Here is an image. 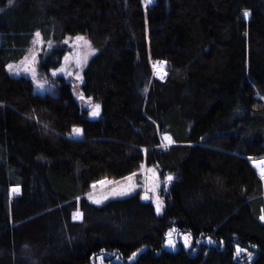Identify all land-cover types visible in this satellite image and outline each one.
Wrapping results in <instances>:
<instances>
[{
	"label": "trees",
	"instance_id": "16d2710c",
	"mask_svg": "<svg viewBox=\"0 0 264 264\" xmlns=\"http://www.w3.org/2000/svg\"><path fill=\"white\" fill-rule=\"evenodd\" d=\"M37 32L91 42L85 107L63 78L39 95L7 71ZM0 41V264H128L143 248L134 264H247L237 245L264 264V179L251 161L264 159V0H0ZM144 166L173 177L162 216L139 194L86 199ZM173 228L191 250H163Z\"/></svg>",
	"mask_w": 264,
	"mask_h": 264
},
{
	"label": "rangeland",
	"instance_id": "374dc122",
	"mask_svg": "<svg viewBox=\"0 0 264 264\" xmlns=\"http://www.w3.org/2000/svg\"><path fill=\"white\" fill-rule=\"evenodd\" d=\"M76 37H68L63 43L59 44L54 41L45 42L41 35L39 38H37L35 35L32 44L29 47V49L26 51L24 57L18 62L9 64L13 66L14 70H19L20 75L11 74L8 71V67H7V71L12 76L26 77L30 79L34 84L35 93L39 95L55 94L54 81L57 78H63L67 83L71 84L76 98L81 103V105L85 107L86 103L82 99L83 95L81 93L80 85L83 80V73L88 67L90 60L95 55V54L93 55L92 53L93 51L96 53V51L94 50L89 39L85 37L84 41H77ZM64 48L67 50V54L63 60L61 67L55 71H52L49 75L47 74L44 75L42 73L41 67L45 63L46 58L49 57L54 50L64 49ZM78 61L79 64L77 63ZM29 68L34 70L35 78H33V72L25 71L26 69ZM60 69H64L65 71L62 72L60 71ZM53 72H55L56 75H53ZM68 73L71 74L69 75ZM153 73L156 79L160 81H164L165 78L159 79L154 71ZM77 75L81 76L82 79L81 80L76 79ZM162 141H163L162 143L163 148H166L171 145V143L166 141L164 138H162ZM256 161H260V160H256ZM254 168L257 174L259 175V170L256 167ZM130 177H132L131 180L125 178L120 181L103 180L104 181L103 184L100 182L94 183L96 187L93 188L91 185V190L88 192V194L85 197L89 202L100 206L114 199H123L133 196L135 194H139L142 200L146 202H151L155 206L156 211H157V204H159L160 211L157 213L158 215L162 216L164 209L166 207V195L170 190V182L167 181L166 178L162 179L157 169L148 168L146 166L142 167L138 173ZM90 195L94 199L101 200L102 202L99 204L94 203L92 199H89ZM145 195H147L149 199L147 200L144 199ZM13 196H19V192L18 191L14 192ZM184 234H188V233H178L177 230L175 229L171 237V239L174 241L175 247H170L167 245V240H168L167 238L164 243L163 250L167 253H173V254L178 253L181 248L184 249L185 251L191 250L193 247L192 238H191L192 246L185 247L183 241ZM208 239L209 238L202 240V244L205 246L215 247L216 242L211 239L213 243H208ZM146 249L147 248H143L135 252L134 253L135 256L133 255L128 260V264H134L138 260L140 255H142V253L146 251ZM193 252L195 253V255L197 254V250H194ZM248 252L251 253L250 257L247 255ZM242 255L247 256V264H252L256 259V254L249 250H247V252H241L239 254V256ZM104 260H105L104 258H99L97 259L96 261L97 263L95 264H105L106 261ZM117 264H123V262L117 261Z\"/></svg>",
	"mask_w": 264,
	"mask_h": 264
},
{
	"label": "snow or ice",
	"instance_id": "6c2138e0",
	"mask_svg": "<svg viewBox=\"0 0 264 264\" xmlns=\"http://www.w3.org/2000/svg\"><path fill=\"white\" fill-rule=\"evenodd\" d=\"M9 3H11V0H9ZM152 3H153V0H144L145 8H147L148 6L152 5ZM249 15H250V13L247 12V11H245L243 13V16L245 18H247ZM35 35H36L37 38H39L41 34L39 32H37ZM76 40L77 41H84L85 40V37L77 36L76 37ZM89 44H90V42H89ZM92 54L94 55L95 52L93 51ZM66 60H67V58H66ZM77 63L79 64V61ZM166 65H167V61H156V62H154L153 69H154V72H155V74H157V76H158L159 79H164L167 76V71L165 70ZM8 71L11 74H13V75H20L19 70H14V68H13L12 65H8ZM25 71H31V72H33V78H35L34 77V70L33 69L29 68V69H26ZM60 71L63 72L65 70L64 69H60ZM68 74L70 75L71 73H68ZM53 75H56V73L53 72ZM76 79L81 80L82 77L79 76V75H77ZM99 113H100V105L97 104L93 108L92 115L93 116H98ZM74 132L76 134H82V129H79V128L74 129ZM164 139L166 141H168L169 143H173V141H172V139H171L170 136H167L166 135L164 137ZM252 162H253L254 167H256L259 170V175H260L261 179H264V160H260V161L253 160ZM128 179L131 180L132 177H128ZM172 179H173V177L171 175H169V176L166 177V180L169 181V182L172 181ZM100 183L103 184L104 181H101ZM92 187L95 188L96 185L94 184V185H92ZM12 191L13 192H16V191H18V189L14 188V189H12ZM77 199H79V198H77ZM89 199H92L93 202L94 203H97V204H99V203L102 202L101 200L94 199L91 195L89 196ZM144 199L147 200V199H149V197L147 195H145L144 196ZM159 211H160V207H159V204H157V212H159ZM72 218H73V220H77V219L82 220L83 219V213L77 211V212L73 213ZM259 218H260L261 221H264V215H261ZM174 231H175V229H171L167 233V236H168L167 245L170 246V247H175L174 241L171 239L172 234H173ZM183 241H184V246L185 247H191L192 246L191 245V234H184L183 235ZM208 243H213V241L211 240V238L208 239ZM241 252H247V249H242V248H240L239 245H237L236 246V255H237V257L239 256V254ZM133 255L135 256V254H133ZM247 255L250 257L251 256V253L248 252Z\"/></svg>",
	"mask_w": 264,
	"mask_h": 264
}]
</instances>
